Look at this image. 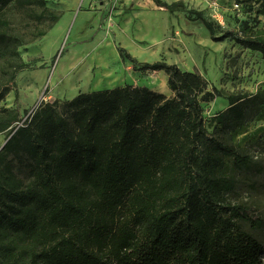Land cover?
<instances>
[{"label": "trees", "instance_id": "1", "mask_svg": "<svg viewBox=\"0 0 264 264\" xmlns=\"http://www.w3.org/2000/svg\"><path fill=\"white\" fill-rule=\"evenodd\" d=\"M188 12L214 42L264 59V38ZM61 15L48 0H0L12 82L27 68L19 47ZM140 71L164 72L172 95L125 85L43 101L25 118L0 108V264H264V211L232 203L237 181L222 174L228 160L239 173H264V159L232 141L264 111V92L224 94L199 71L165 61ZM218 98L229 107L210 133L202 103Z\"/></svg>", "mask_w": 264, "mask_h": 264}, {"label": "rangeland", "instance_id": "2", "mask_svg": "<svg viewBox=\"0 0 264 264\" xmlns=\"http://www.w3.org/2000/svg\"><path fill=\"white\" fill-rule=\"evenodd\" d=\"M183 2L173 12L157 6L154 0H48V6L61 13L60 21L46 36L19 47V56L27 68L15 75L6 66L8 54L0 47V108L18 111L25 118L40 103L69 100L81 92L108 90L125 85L144 86L171 96L170 90L158 88L152 80L164 72L140 71L144 63L165 61L184 71H199L224 94L264 92V59L234 41L214 42L207 29L189 18V10L201 11L224 32L254 34L264 38V3L238 5L235 0H161ZM218 35H221L218 32ZM112 52L120 71L99 77L74 95L60 90L63 78L52 79L78 53ZM207 58L204 62V54ZM55 58V59H54ZM130 59H134L135 63ZM98 71L97 67L93 72ZM29 77H37L31 89ZM39 80V81H38ZM100 82V83H95ZM18 94V96H16ZM17 97V98H16ZM210 133L218 125V114L229 107L218 98L202 103ZM6 135H1L4 141ZM240 149L259 160L264 159V111L232 135ZM222 174L237 181L232 203H243L264 211V173H239L228 160ZM264 261V256H263Z\"/></svg>", "mask_w": 264, "mask_h": 264}, {"label": "bare ground", "instance_id": "3", "mask_svg": "<svg viewBox=\"0 0 264 264\" xmlns=\"http://www.w3.org/2000/svg\"><path fill=\"white\" fill-rule=\"evenodd\" d=\"M94 67L98 68L96 73L93 72ZM120 69L119 61L112 52L105 50L101 53L100 50H97L92 54L90 51H87V53H78V56L70 60L65 69H60L55 77H53L52 84L59 83L60 78H63L60 90L63 94L72 96L81 88L91 85L99 77L105 76L111 79ZM36 78H27L26 85L29 89L34 87ZM152 84L158 88L168 90L166 75L157 79L155 78L152 80Z\"/></svg>", "mask_w": 264, "mask_h": 264}]
</instances>
